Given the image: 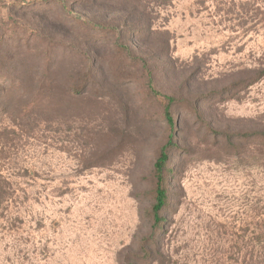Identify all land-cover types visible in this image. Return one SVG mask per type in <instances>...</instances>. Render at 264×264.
Returning <instances> with one entry per match:
<instances>
[{
  "label": "rangeland",
  "instance_id": "rangeland-1",
  "mask_svg": "<svg viewBox=\"0 0 264 264\" xmlns=\"http://www.w3.org/2000/svg\"><path fill=\"white\" fill-rule=\"evenodd\" d=\"M48 1L0 0V264H249L240 237L264 209V0H173L151 29L140 18L121 34L90 23L125 19L116 3ZM143 60L174 98L150 252L169 127Z\"/></svg>",
  "mask_w": 264,
  "mask_h": 264
},
{
  "label": "trees",
  "instance_id": "trees-1",
  "mask_svg": "<svg viewBox=\"0 0 264 264\" xmlns=\"http://www.w3.org/2000/svg\"><path fill=\"white\" fill-rule=\"evenodd\" d=\"M80 5L84 7L83 1L86 3V0H79ZM93 4H114L116 3L118 7V11L124 12L126 14V18L123 20H119V17L113 18L112 21L98 19L97 22L91 21L93 27L98 30H113L114 32L125 33V30L129 32L135 26V24L140 20L148 25V29H151L154 22V14L156 9L167 5L169 2L173 0H87L88 2H92ZM106 1V2H105ZM51 2H56L61 5L64 4V0H49L48 4ZM108 2V3H107ZM23 4V2L21 3ZM117 11V10H116ZM71 11L68 13L70 14ZM76 20V18H74ZM114 44L117 48L122 50L126 56H130L134 47H131L127 44H119V37L114 39ZM132 57V55H131ZM143 68L146 69V89L147 91L158 97L164 102L163 106V116L167 126L169 127V134L165 144L160 148L158 156L154 162V176H155V186H154V200L150 210L151 217V232L145 241V246H143V251L150 252V246L155 242L158 237V231L163 223V219L160 214L165 208L167 204V190L165 188V175L164 170L168 161V149L171 146H174L173 143V119L171 117L170 109L171 105L174 103V98L171 96H164L159 94L154 87V80L150 70L148 69V64L146 60H143L142 63ZM262 71L257 72V79L264 76ZM257 139L264 138V130H257L253 133ZM258 159L261 164L259 167L264 168V153L262 150L258 151ZM263 163V164H262ZM254 232L251 233L249 237L246 238V235L240 237V240L246 243H252V249L249 256V264H264V209H258L255 215L254 221ZM247 261L246 257H242V262L245 263Z\"/></svg>",
  "mask_w": 264,
  "mask_h": 264
}]
</instances>
